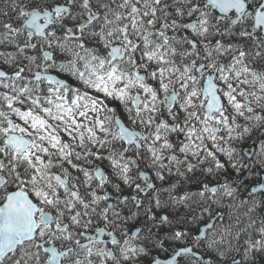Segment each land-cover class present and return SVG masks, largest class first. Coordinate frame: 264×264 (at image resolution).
I'll return each instance as SVG.
<instances>
[{
	"label": "snow or ice",
	"instance_id": "snow-or-ice-1",
	"mask_svg": "<svg viewBox=\"0 0 264 264\" xmlns=\"http://www.w3.org/2000/svg\"><path fill=\"white\" fill-rule=\"evenodd\" d=\"M0 15V264H223L213 206L264 207V0H9ZM254 134L258 167L239 147ZM197 170L195 192L164 187ZM121 184L144 197L134 232ZM249 228L245 258L264 253V214L234 239Z\"/></svg>",
	"mask_w": 264,
	"mask_h": 264
},
{
	"label": "flooded vegetation",
	"instance_id": "flooded-vegetation-1",
	"mask_svg": "<svg viewBox=\"0 0 264 264\" xmlns=\"http://www.w3.org/2000/svg\"><path fill=\"white\" fill-rule=\"evenodd\" d=\"M8 2L9 0H0V12L3 11H8ZM9 15L11 16V12H9ZM3 22V16L0 15V23ZM0 31H2V28H0ZM228 40H240L239 37H225ZM239 43V42H237ZM249 47H251V42H249ZM5 49L3 47H0V51H4ZM7 51H15L14 49L8 48ZM23 63H27V61H23ZM0 68H4L6 71H8L10 74L11 72L14 70L13 67H8L6 65L3 64V62H0ZM63 78L65 79H69L68 74H64ZM75 81V78L72 77L69 79L70 83H73ZM0 91H5V89L0 88ZM243 148V162L244 163H249V162H255L257 161L260 149H261V145L259 143L253 142L251 144L248 145H244V146H239ZM254 148V154L251 156V158L247 157V150L248 149H252ZM249 156V155H248ZM222 160H224V157H221ZM141 168L144 169L145 171H149L151 172V169L146 168L145 165L141 164ZM71 171V169H70ZM197 174V177H202L201 180H204L206 177V174L203 173L200 170H197L195 172ZM133 177L135 178V171H133L132 173ZM228 178L229 179H236L234 173L231 172V170H229L228 173ZM182 178H177L175 176L171 177L169 181L164 182V187H168L169 183H178L179 180H181ZM213 182H215L216 180H220L223 181L225 179V175L221 174L219 176H214L210 178ZM200 180V181H201ZM137 183H141L140 180L136 181ZM161 182H157V186L159 187V184ZM248 182L245 181V185H247ZM188 185H177V188L175 190L176 195H181L183 194L185 191H192L195 192L197 190V188L199 187V184L197 185H192L190 187H187ZM234 186V185H233ZM83 191V189H82ZM108 191H110L112 193V195L115 196H128L129 200L127 202V204L122 205L121 206V212L122 215L128 216L129 220L126 223V227H130L131 231H135L137 228H142L145 227L147 222V218L144 215V206H142L141 208H137L135 206V201L131 199L132 196H136L139 195L140 198H144L143 194H138L136 193L135 189H134V185L133 187H127L123 184H121V191L119 193H117L114 189H112L111 187L108 188ZM241 193H242V197H246L247 196V188L246 187H242L241 189ZM149 196L152 195L151 192L148 193ZM166 196V194H165ZM163 198V197H162ZM148 204V200L145 199L144 200V205L146 206ZM252 207V204L250 203L247 206L241 205V200L240 198L236 199V200H232L230 198L225 197L222 200V203L219 207L213 206V210H215V212L213 213L212 218L209 220L210 223L215 224L217 226V228L220 230L221 234H223V228L225 226H231V232L232 235L231 236H225V243L221 246L224 249L228 250V255L224 258V262L223 264H232V258L234 257L235 260L238 262V264H264V253H253L250 254L248 258H245L243 256L242 252H238L236 249L240 248L243 245V242L245 240V237L247 235H251L253 237V239L259 238L256 234V232L252 229L249 228L248 233H241L240 235V241L237 242L236 239H234L236 233L241 229V228H246L248 227L249 223L253 220H257V217L261 216L262 214H264V207H257L255 209L254 212L252 213H248V208ZM196 211H199V209H197L196 207L193 208ZM187 211V209L185 207L182 206H178L177 209H170V218H178L182 220V214L185 213ZM133 213H138V216L135 218H132V214ZM216 213H223V216H218L216 215ZM247 213V214H246ZM240 216V217H237ZM188 225H191V220L188 221H182L181 223H179L177 225V227H186ZM261 225L259 224V221H257L255 227L259 228ZM199 227L203 228V222L200 223ZM153 231L155 232L156 230L153 229ZM164 231H167V229H162L161 231V235L163 234ZM193 231H195V226H193ZM217 239H219V235L216 237ZM228 241H231L232 243V247L229 248L228 245ZM165 247H167V242L165 244ZM160 257H163L165 255L164 252L160 251L159 249L154 250ZM209 260H211V262H207V264H216V256L215 254H209L208 257ZM142 264H146V262H142Z\"/></svg>",
	"mask_w": 264,
	"mask_h": 264
},
{
	"label": "rangeland",
	"instance_id": "rangeland-1",
	"mask_svg": "<svg viewBox=\"0 0 264 264\" xmlns=\"http://www.w3.org/2000/svg\"><path fill=\"white\" fill-rule=\"evenodd\" d=\"M256 135H258V134H254L252 137H249V138H248L246 141H244L240 146H244V145H248V144L253 143V142L256 140ZM261 159H262V155H261V149H260V152H259V155H258V158H257V161H256L257 167L259 166V163H260ZM201 178H202V177H199V178H198V177H197V174L194 173V174H192V175L189 177V180L186 181V183H184V185H185V184H189V182H191V184H193V185H197V184H199L198 182L201 180ZM237 217H240V216H237Z\"/></svg>",
	"mask_w": 264,
	"mask_h": 264
},
{
	"label": "trees",
	"instance_id": "trees-1",
	"mask_svg": "<svg viewBox=\"0 0 264 264\" xmlns=\"http://www.w3.org/2000/svg\"><path fill=\"white\" fill-rule=\"evenodd\" d=\"M225 40H228V39H226V38H224ZM231 42H233V43H237V42H240V40H234V39H232V40H230ZM177 184V183H176ZM178 185V184H177ZM185 185H188L187 187H190V186H192V184H185ZM191 191V190H190ZM196 207V205H195V203H193V208H195ZM215 212V210H213V213ZM205 215H207V214H205Z\"/></svg>",
	"mask_w": 264,
	"mask_h": 264
},
{
	"label": "water",
	"instance_id": "water-1",
	"mask_svg": "<svg viewBox=\"0 0 264 264\" xmlns=\"http://www.w3.org/2000/svg\"><path fill=\"white\" fill-rule=\"evenodd\" d=\"M254 151H255V149H254V148H252V149H248V150H247V157H248V158H251V156L254 154ZM248 155H249V156H248ZM207 262H209V263H210V262H211V260H209V259H208V261H207Z\"/></svg>",
	"mask_w": 264,
	"mask_h": 264
},
{
	"label": "bare ground",
	"instance_id": "bare-ground-1",
	"mask_svg": "<svg viewBox=\"0 0 264 264\" xmlns=\"http://www.w3.org/2000/svg\"><path fill=\"white\" fill-rule=\"evenodd\" d=\"M184 183H186V181H184L183 179H181V180H179L178 181V183L177 184H180V185H182V184H184ZM189 184H191V182H189ZM193 185V184H192Z\"/></svg>",
	"mask_w": 264,
	"mask_h": 264
}]
</instances>
